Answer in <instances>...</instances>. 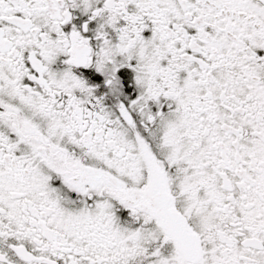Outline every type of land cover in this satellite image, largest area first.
I'll return each mask as SVG.
<instances>
[{
	"label": "snow or ice",
	"instance_id": "snow-or-ice-1",
	"mask_svg": "<svg viewBox=\"0 0 264 264\" xmlns=\"http://www.w3.org/2000/svg\"><path fill=\"white\" fill-rule=\"evenodd\" d=\"M0 264H264V0H0Z\"/></svg>",
	"mask_w": 264,
	"mask_h": 264
}]
</instances>
